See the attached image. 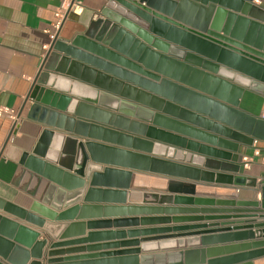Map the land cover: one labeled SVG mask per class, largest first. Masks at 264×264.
Instances as JSON below:
<instances>
[{"label":"water","instance_id":"obj_1","mask_svg":"<svg viewBox=\"0 0 264 264\" xmlns=\"http://www.w3.org/2000/svg\"><path fill=\"white\" fill-rule=\"evenodd\" d=\"M254 1L109 0L98 13L84 8L78 16H65L28 95L29 117L46 128L33 150L22 157L16 180L26 173L25 191L34 201L23 208L0 196L1 212L42 228L58 241L49 247L47 264H226L230 260L209 255L212 248L141 255L146 242L192 234L129 242L137 245L135 249L95 244L61 250L82 242L63 240L73 231L83 233L85 224H56L64 214H54L62 208L52 204L51 194L65 190L87 197L124 194L96 187L113 178L129 183L128 188L154 179L135 171H200L144 154L166 157L180 151L130 132L169 137L183 147L201 145L131 120V115L168 119L179 126L165 115L189 120L185 122L199 127L187 126L194 133L234 153L227 157L239 173L240 155L255 139L264 140V119L239 104L245 89L264 95V7ZM233 180L256 186L255 178L241 174ZM230 203L238 208L194 211L247 219L224 224L228 228L223 231H241L252 241L241 247L255 251L236 258L264 253V190L260 201ZM40 236L39 231L0 214V264H42L47 240H39ZM96 237L90 234L91 239Z\"/></svg>","mask_w":264,"mask_h":264},{"label":"crops","instance_id":"obj_2","mask_svg":"<svg viewBox=\"0 0 264 264\" xmlns=\"http://www.w3.org/2000/svg\"><path fill=\"white\" fill-rule=\"evenodd\" d=\"M67 1L0 0V109L12 110L18 116L16 121L8 116L0 117V196L23 208H28L34 198L25 191L29 185L26 173L19 175L16 180L17 168L20 167L24 154L33 150L42 130L46 128L39 119L29 117L31 100H28V95L51 42L55 14L64 10ZM79 1L87 12L98 13L109 0ZM254 3L264 7V0L259 2L255 0ZM239 104L244 111L252 115L260 117L264 113V95L252 90H244ZM165 116L182 125H176L168 119L149 120L148 117L138 115H131L130 119L153 126L165 133L198 142L201 147L190 144L185 147L179 146L172 143L169 137L153 133L129 132L134 136L180 151L177 156L166 157L147 152H143L144 154L200 171L198 173L135 171L154 179L141 181L134 188H128L129 183L125 185V182L113 178L107 183H98L100 187H96L103 190L125 191L124 194H97L87 197L86 194L76 195V190L52 192V204L62 208V211H53L54 214L58 216L64 214L59 222H55L56 224H85L83 233L73 231L63 240L74 243L80 240L82 241L80 244L59 249L89 248L95 244H114L118 248L123 247L122 249H135L137 245L129 242L144 238L162 239L192 234L187 237L146 242L148 245L141 250V255L212 248L213 252L209 255L219 260L230 258L227 261L230 264H264V253L242 259L236 258L255 251L244 250L241 247L242 244L252 241L241 231H223L228 228L224 224L247 219H223L220 217L224 216L223 213L194 211L238 208L236 204L230 203L235 200L260 201L264 190V140L255 139L252 146H247L244 155H240L241 168L237 173L227 157L228 153H234L228 152L225 145L194 133L196 127L185 122L187 119ZM196 129L199 130V127ZM80 140L86 141L88 138L80 137ZM256 150L259 151V155L255 154ZM245 157L252 158L248 166H245ZM211 173L212 175H209ZM237 174L255 178L256 186H253L252 181L244 185L237 184V181L233 180V176ZM232 192H237L238 197L233 198ZM84 206L87 208H82ZM76 207L80 208L74 211ZM0 214L41 233L39 240H47V244L41 252L40 261L47 264L49 247L51 243L58 241L42 228L19 221L1 211ZM90 234H97L98 237L91 239ZM107 247L111 248L109 245Z\"/></svg>","mask_w":264,"mask_h":264},{"label":"built area","instance_id":"obj_3","mask_svg":"<svg viewBox=\"0 0 264 264\" xmlns=\"http://www.w3.org/2000/svg\"><path fill=\"white\" fill-rule=\"evenodd\" d=\"M256 1L259 2L260 0ZM63 9V11H58L55 14V21L52 24L53 30L51 31V39L54 37L55 33L60 29L66 15L81 14L84 7L79 0H68L67 3L64 5ZM2 116H8L13 121H16L18 119L17 113L12 110L0 109V117ZM260 117L264 119V113L261 114ZM255 154L259 155V151L256 150ZM251 161L252 158L245 157V166H248Z\"/></svg>","mask_w":264,"mask_h":264},{"label":"bare ground","instance_id":"obj_4","mask_svg":"<svg viewBox=\"0 0 264 264\" xmlns=\"http://www.w3.org/2000/svg\"><path fill=\"white\" fill-rule=\"evenodd\" d=\"M106 180H108V179H106Z\"/></svg>","mask_w":264,"mask_h":264}]
</instances>
